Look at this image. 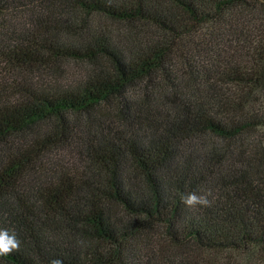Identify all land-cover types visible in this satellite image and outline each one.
Listing matches in <instances>:
<instances>
[{
    "label": "trees",
    "instance_id": "obj_1",
    "mask_svg": "<svg viewBox=\"0 0 264 264\" xmlns=\"http://www.w3.org/2000/svg\"><path fill=\"white\" fill-rule=\"evenodd\" d=\"M0 229V264H264V0H0Z\"/></svg>",
    "mask_w": 264,
    "mask_h": 264
},
{
    "label": "clouds",
    "instance_id": "obj_2",
    "mask_svg": "<svg viewBox=\"0 0 264 264\" xmlns=\"http://www.w3.org/2000/svg\"><path fill=\"white\" fill-rule=\"evenodd\" d=\"M210 194V193H209ZM182 202L192 208L197 205L210 206V201L207 195H197L196 192H189L182 196ZM21 241L18 239L15 231L8 229H0V257L11 255L15 251L20 250ZM49 264H63L60 258H54L49 261Z\"/></svg>",
    "mask_w": 264,
    "mask_h": 264
}]
</instances>
